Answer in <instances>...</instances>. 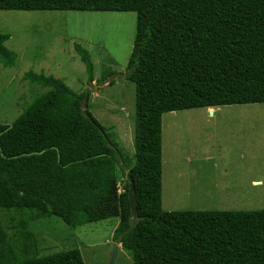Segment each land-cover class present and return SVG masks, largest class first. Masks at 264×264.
I'll list each match as a JSON object with an SVG mask.
<instances>
[{
  "label": "trees",
  "instance_id": "1",
  "mask_svg": "<svg viewBox=\"0 0 264 264\" xmlns=\"http://www.w3.org/2000/svg\"><path fill=\"white\" fill-rule=\"evenodd\" d=\"M0 10L137 13L127 66L136 84L133 161L89 104L83 110L87 91L29 71L24 79L47 90L12 124H0L1 209L57 216L73 227L119 217L113 240L134 264H264V208L163 209V115L264 103V0H0ZM10 37L0 33L5 66L18 57L6 46ZM75 50L93 81L90 52L79 43ZM0 264L86 262L78 248L40 256L32 232H22L19 245L0 221Z\"/></svg>",
  "mask_w": 264,
  "mask_h": 264
},
{
  "label": "rangeland",
  "instance_id": "2",
  "mask_svg": "<svg viewBox=\"0 0 264 264\" xmlns=\"http://www.w3.org/2000/svg\"><path fill=\"white\" fill-rule=\"evenodd\" d=\"M136 24L134 11L0 10V33L10 34L6 46L18 55L14 66L0 62V124H12L47 90L25 80L27 72L52 75L77 93L89 91V110L132 162L136 84L127 78V66ZM77 43L91 54L93 81L75 50ZM104 74L110 76L104 79ZM124 171L119 166L118 185ZM109 186L101 190L102 196ZM262 208L264 103L163 115L164 210ZM32 215L29 210L0 208V221L9 236L20 245L22 232H32L38 255L78 248L86 264L110 263L119 217L73 227L57 216L33 219ZM118 247L115 264H134L121 243Z\"/></svg>",
  "mask_w": 264,
  "mask_h": 264
},
{
  "label": "water",
  "instance_id": "3",
  "mask_svg": "<svg viewBox=\"0 0 264 264\" xmlns=\"http://www.w3.org/2000/svg\"><path fill=\"white\" fill-rule=\"evenodd\" d=\"M88 96H89V91L87 92V96L84 99L82 103V108L84 111L87 109V104H88ZM129 197H130V203H131V208H132V213L134 216H137V209H136V196H135V183L131 181V186H130V192H129ZM118 243H114L113 250L111 253V258H110V263L109 264H115L117 256H118Z\"/></svg>",
  "mask_w": 264,
  "mask_h": 264
},
{
  "label": "built area",
  "instance_id": "4",
  "mask_svg": "<svg viewBox=\"0 0 264 264\" xmlns=\"http://www.w3.org/2000/svg\"><path fill=\"white\" fill-rule=\"evenodd\" d=\"M119 192H122V187L120 184H119Z\"/></svg>",
  "mask_w": 264,
  "mask_h": 264
},
{
  "label": "crops",
  "instance_id": "5",
  "mask_svg": "<svg viewBox=\"0 0 264 264\" xmlns=\"http://www.w3.org/2000/svg\"><path fill=\"white\" fill-rule=\"evenodd\" d=\"M211 111L214 109V108H209Z\"/></svg>",
  "mask_w": 264,
  "mask_h": 264
}]
</instances>
